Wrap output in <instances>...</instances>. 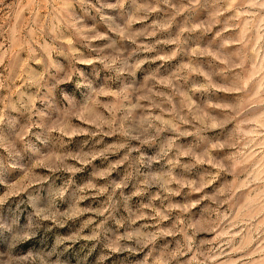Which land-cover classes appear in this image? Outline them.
<instances>
[{"label":"rangeland","instance_id":"1","mask_svg":"<svg viewBox=\"0 0 264 264\" xmlns=\"http://www.w3.org/2000/svg\"><path fill=\"white\" fill-rule=\"evenodd\" d=\"M0 264H264V0H0Z\"/></svg>","mask_w":264,"mask_h":264}]
</instances>
